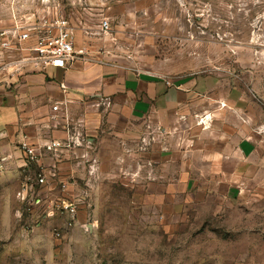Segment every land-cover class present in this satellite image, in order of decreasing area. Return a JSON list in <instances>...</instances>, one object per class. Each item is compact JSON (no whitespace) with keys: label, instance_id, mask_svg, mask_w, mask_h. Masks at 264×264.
Returning <instances> with one entry per match:
<instances>
[{"label":"rangeland","instance_id":"374dc122","mask_svg":"<svg viewBox=\"0 0 264 264\" xmlns=\"http://www.w3.org/2000/svg\"><path fill=\"white\" fill-rule=\"evenodd\" d=\"M60 17L82 51L75 62L236 90L245 98L244 118L255 120L248 131L256 147L223 167L191 144L172 161L153 163L140 137L126 149L120 128L104 126L112 143L95 152L100 178L62 238L54 230L64 220L46 216L47 203L33 218L16 197L18 186L0 192V264H264V0H0V39L31 47L38 32L20 45L19 30L43 31ZM30 55L0 47V87L38 71L4 67ZM149 132L155 139V123ZM84 187L78 179L77 189ZM59 195L50 191L52 200Z\"/></svg>","mask_w":264,"mask_h":264},{"label":"crops","instance_id":"0c3cea01","mask_svg":"<svg viewBox=\"0 0 264 264\" xmlns=\"http://www.w3.org/2000/svg\"><path fill=\"white\" fill-rule=\"evenodd\" d=\"M10 83L12 88L0 87L3 194L10 186L12 193L20 187L25 157L19 144L24 135L31 142H41L44 136H62L52 127L56 112L66 111L85 122L97 155L112 143L110 137L102 136L107 131L104 126L120 128L117 134L123 136L126 149L140 137L142 154L153 163L170 162L181 145L191 144L194 149L204 148L205 157L223 167L226 161L243 162L245 154L256 147V133L248 131L255 120L244 118V96L234 89L222 93L215 83L203 78L169 83L133 70L120 72L100 63L76 61L67 69L49 66ZM154 123L155 139H149ZM136 127H144L145 133L139 134ZM63 170L69 173L73 168L66 164Z\"/></svg>","mask_w":264,"mask_h":264},{"label":"built area","instance_id":"2783aa9c","mask_svg":"<svg viewBox=\"0 0 264 264\" xmlns=\"http://www.w3.org/2000/svg\"><path fill=\"white\" fill-rule=\"evenodd\" d=\"M102 25L109 27L107 21ZM42 28L43 31L40 26H32L22 32L17 28L18 36L13 38L20 45L31 42L32 32H38L31 47L12 48L10 36L0 39V47L6 51L21 49L31 53L28 58L9 62L4 67H14L17 72L30 65L38 70H45L49 66L67 69L75 62L82 51H75L68 21L64 17L56 18L51 24L46 22ZM9 33L4 31L1 36ZM14 33L16 34V30ZM62 87L65 89V86ZM52 120L53 129L60 130L62 136H44L41 142H31L30 137L24 135L19 144L25 160L16 197L31 215H36L47 203L46 216L64 220L63 226L54 230L56 237L62 238L65 232L77 224L79 213L89 199L93 183L99 180L100 172L95 146L86 132L85 122L79 118L74 119L67 113L63 116L56 113ZM66 164L73 168L69 173L63 170ZM1 168L2 164L0 170ZM78 179L84 181V188L77 189ZM54 189L60 195L52 200L49 192ZM36 222L40 226V221Z\"/></svg>","mask_w":264,"mask_h":264},{"label":"trees","instance_id":"16d2710c","mask_svg":"<svg viewBox=\"0 0 264 264\" xmlns=\"http://www.w3.org/2000/svg\"><path fill=\"white\" fill-rule=\"evenodd\" d=\"M185 79H189V78H185ZM155 80H159V79L155 78Z\"/></svg>","mask_w":264,"mask_h":264}]
</instances>
